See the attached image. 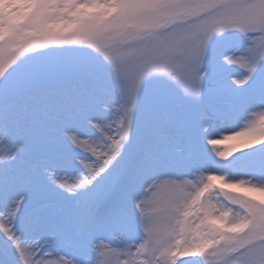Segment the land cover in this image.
I'll list each match as a JSON object with an SVG mask.
<instances>
[{
    "label": "snow or ice",
    "instance_id": "snow-or-ice-1",
    "mask_svg": "<svg viewBox=\"0 0 264 264\" xmlns=\"http://www.w3.org/2000/svg\"><path fill=\"white\" fill-rule=\"evenodd\" d=\"M0 264H264V0H0Z\"/></svg>",
    "mask_w": 264,
    "mask_h": 264
},
{
    "label": "rangeland",
    "instance_id": "rangeland-1",
    "mask_svg": "<svg viewBox=\"0 0 264 264\" xmlns=\"http://www.w3.org/2000/svg\"><path fill=\"white\" fill-rule=\"evenodd\" d=\"M236 71H239V69H236ZM235 130H239L238 128L237 129H235ZM224 134H230V133H224ZM211 138H214V139H219L220 138V136L219 135H217V136H213V137H211Z\"/></svg>",
    "mask_w": 264,
    "mask_h": 264
}]
</instances>
